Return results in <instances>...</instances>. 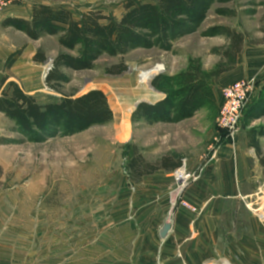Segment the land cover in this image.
I'll use <instances>...</instances> for the list:
<instances>
[{
    "label": "rangeland",
    "instance_id": "obj_1",
    "mask_svg": "<svg viewBox=\"0 0 264 264\" xmlns=\"http://www.w3.org/2000/svg\"><path fill=\"white\" fill-rule=\"evenodd\" d=\"M129 1L26 0L24 5L64 8L76 20L89 12L120 20ZM205 18L199 26L179 30L180 34L167 42L157 37L143 45L131 46L125 55L104 54L91 70L62 68L69 82L53 83L54 90L45 80L49 69L58 56L77 57L80 50L62 48L59 36H45L32 42L13 33L15 52H21L19 57L22 56L17 63L18 73L27 72L29 86L37 92L34 96L40 103H58L66 96L80 97L90 91H102L107 95L114 118L84 132L55 131L40 137L26 135L0 118V191L11 199L10 213L4 215L7 231L0 238V245L5 247L0 256L13 257L14 264L24 260L28 253L30 264H37L41 254L63 258L71 254L85 263L87 258L101 254L95 242L107 229L106 223L113 221L115 211L120 210V219L131 217L128 206L135 184L142 181L140 173L152 170L162 155L185 159L190 166V160L202 158L208 152L218 130L217 117L223 101L219 90L216 110L202 109L186 121L146 124L134 117L140 105H135V100L144 98L158 77L184 73L190 60L201 61L207 72L217 68L230 70L223 74L222 87H219L221 76L217 81L222 90L232 80L253 76L257 90L242 115L240 133L243 123L244 127L248 126L247 123L245 126L247 121H252V128L264 130V113L259 115L253 110L255 102L264 95V0L227 3L216 0ZM235 37L242 38V44L237 47ZM239 49L233 64L228 54ZM34 52L44 54L46 62L30 64ZM158 65L165 66L166 72L151 82L142 81L141 75L156 70ZM19 75L16 80L22 83ZM132 160L138 161V170L131 169ZM257 194L252 209L262 206L259 213H264V184Z\"/></svg>",
    "mask_w": 264,
    "mask_h": 264
},
{
    "label": "crops",
    "instance_id": "obj_2",
    "mask_svg": "<svg viewBox=\"0 0 264 264\" xmlns=\"http://www.w3.org/2000/svg\"><path fill=\"white\" fill-rule=\"evenodd\" d=\"M24 3L13 4L0 15V94L3 90H9L11 83H17L28 96L37 93L29 86L27 72L18 73L17 63L22 56L19 57L21 52H15L13 33L21 34L32 42L41 41L48 35L36 41L14 27L13 21L30 22L34 8L38 7ZM41 5L53 8L52 5ZM37 55L36 52L30 55L33 57L30 64H38L35 61ZM18 75L22 83L16 80ZM251 77L246 75L232 80L225 87ZM221 82L224 83L223 74ZM223 85L221 83L219 87ZM216 86L215 96L219 99L220 91L222 98V89ZM166 97L151 88L144 98L135 100V105H156ZM1 117L15 125L2 112ZM250 123L252 121L245 122L246 127L243 123L235 143L223 137L213 160L211 147L202 158L190 160L192 171L205 166L202 178L185 195L187 204L196 211L180 206L169 220L173 173L181 166L183 159L162 155L159 161L170 158L175 167L161 168L144 175L142 181L135 184L128 206L131 217L128 220L120 219V210L115 211L113 221L106 223L107 229L95 242L100 246V255L80 263L71 254L65 258L62 255L47 257L41 254L38 255L37 264H208L211 261L215 264H264V213H259L262 206L252 209V200L258 196L264 184V130L252 128ZM10 206V197L2 196L0 191V238L7 231L3 222L4 215L10 213ZM167 223H171V230L162 239L160 232ZM4 250L5 247L0 245V255ZM11 262H14L13 257L7 259L0 256V264ZM30 262L27 253L24 260L14 264Z\"/></svg>",
    "mask_w": 264,
    "mask_h": 264
},
{
    "label": "trees",
    "instance_id": "obj_3",
    "mask_svg": "<svg viewBox=\"0 0 264 264\" xmlns=\"http://www.w3.org/2000/svg\"><path fill=\"white\" fill-rule=\"evenodd\" d=\"M213 1L216 0H152L151 3L130 0L120 20L105 17L100 12H89L76 20L71 11L41 5L34 8L30 22L13 21L12 24L33 40L38 41L43 35L59 36L62 48L80 50L77 57L63 54L54 62L45 77L47 86L54 90L53 83L61 85L69 82L62 68L69 71L91 70L104 54L112 57L125 55L131 46L143 45L157 37L167 42L178 36L179 30L191 25L199 26L206 19ZM218 1L227 3L229 0ZM234 42L237 47L242 44V38L235 37ZM164 48L169 50L167 46ZM239 53L240 49L228 54L233 64ZM46 60L41 53L35 57L39 64ZM229 71L217 68L207 72L203 70L201 61L190 60L184 73L172 77L160 76L153 82L152 88L165 94L166 99L156 105H138L134 117L141 123L174 124L194 117L202 109L216 110L219 104L214 88L219 77ZM0 96V112L29 136L40 137L55 131L63 134L84 132L110 123L114 118L107 95L102 91H90L80 97L66 96L58 103L42 104L35 96L24 94L17 83H11L9 90H3ZM253 110L259 115L264 113V95L255 102ZM138 165L137 160H132L131 169L138 170ZM170 167H175L173 160L163 158L152 170L140 174L144 176Z\"/></svg>",
    "mask_w": 264,
    "mask_h": 264
},
{
    "label": "built area",
    "instance_id": "obj_4",
    "mask_svg": "<svg viewBox=\"0 0 264 264\" xmlns=\"http://www.w3.org/2000/svg\"><path fill=\"white\" fill-rule=\"evenodd\" d=\"M25 1L26 0H0V15L8 10L9 7L13 6V4L24 3ZM51 70L52 69H49V72ZM156 70H158V73L155 75V78L163 72H166L165 66L158 65ZM256 85V80L250 78L232 83L230 86L223 88V101L217 117V135L211 146V160L216 158L223 137L230 141V143L236 142V139L240 134V127L243 119L242 115L257 90ZM181 162V166L176 169L173 174L174 186L170 194L171 211L169 213V220L174 217L176 209L180 206L196 211L192 205L187 204L185 201V195L188 192L187 190H189L194 183L198 182L202 178L205 169V166H202L198 170L192 171L189 168L187 160L184 159ZM182 171L187 181V184L184 185L179 183L176 177L177 173Z\"/></svg>",
    "mask_w": 264,
    "mask_h": 264
},
{
    "label": "bare ground",
    "instance_id": "obj_5",
    "mask_svg": "<svg viewBox=\"0 0 264 264\" xmlns=\"http://www.w3.org/2000/svg\"><path fill=\"white\" fill-rule=\"evenodd\" d=\"M157 73H158V70H151V71L144 72L141 75L142 81H146L147 80V82H151L155 78V75ZM124 130H126V128ZM176 177H177L179 183H181L183 185L187 184L186 177L184 176L183 171L182 172H178Z\"/></svg>",
    "mask_w": 264,
    "mask_h": 264
},
{
    "label": "water",
    "instance_id": "obj_6",
    "mask_svg": "<svg viewBox=\"0 0 264 264\" xmlns=\"http://www.w3.org/2000/svg\"><path fill=\"white\" fill-rule=\"evenodd\" d=\"M152 88V87H151ZM153 89V88H152ZM154 90V89H153ZM171 230V223H167L163 226L161 232H160V235H161V238L162 239H165L168 235H169V232Z\"/></svg>",
    "mask_w": 264,
    "mask_h": 264
}]
</instances>
